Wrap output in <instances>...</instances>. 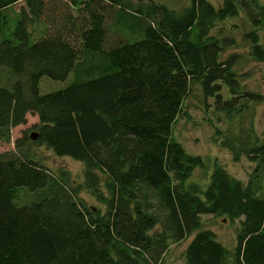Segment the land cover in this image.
<instances>
[{"label":"trees","instance_id":"trees-1","mask_svg":"<svg viewBox=\"0 0 264 264\" xmlns=\"http://www.w3.org/2000/svg\"><path fill=\"white\" fill-rule=\"evenodd\" d=\"M236 17L247 26V56L263 61L264 0L178 9L0 0V141L37 117L0 152V264H163L170 245L187 239L183 264H264L263 95L244 87V57L229 51L238 43L226 21ZM70 72L63 88L40 94L41 77ZM194 85L212 108L213 140L254 164L246 183L218 163L204 183L191 180L204 161L172 129ZM32 145L81 162L82 180L34 158ZM206 215L236 223L232 247Z\"/></svg>","mask_w":264,"mask_h":264},{"label":"rangeland","instance_id":"rangeland-1","mask_svg":"<svg viewBox=\"0 0 264 264\" xmlns=\"http://www.w3.org/2000/svg\"><path fill=\"white\" fill-rule=\"evenodd\" d=\"M133 3L137 2H160L168 7L178 9L188 3V0H129ZM215 5H218L219 0H210ZM22 2L13 6L17 10ZM225 32L233 35L238 43L236 49L229 50L242 54L244 61L238 66V71L244 75L242 83L244 87L257 91L263 95V102L256 107V128L260 132L264 120V60L255 61L249 58L246 54L247 45L241 38L242 32L247 29L241 18L236 17L226 21ZM260 43L264 47V29L259 32ZM73 79V73L70 72L63 81L52 80L48 77H41L38 84L40 94L55 91L63 88ZM211 103V99L207 100ZM37 122L36 115H27L26 123L18 125L11 129V139L9 142L0 141V152L13 149V142L20 135L23 129H29ZM213 124L214 114L210 105L205 106L199 87L194 85L190 94L183 102V114L179 116L173 126L172 136L181 143L185 151L189 154L199 155L204 161V168H196L191 176V180L203 182L205 177H208L213 169L214 163L223 166L231 176L246 183L248 175L251 172L254 164L248 161L245 157L238 160H233L229 151L221 147L213 140ZM219 127H223L222 124ZM32 155L36 159H40L50 169L56 170L61 167L66 169L71 174L75 183L82 180L83 165L81 162L74 160L68 156H55L51 150L45 146H31ZM207 175V176H206ZM85 201L94 206H100L89 194L82 191L80 193ZM206 227L213 230L217 239L226 247H232L235 243V226L236 223H231L225 218H213L209 215L203 216ZM190 239L170 245L167 250L163 264H183V249Z\"/></svg>","mask_w":264,"mask_h":264},{"label":"water","instance_id":"water-1","mask_svg":"<svg viewBox=\"0 0 264 264\" xmlns=\"http://www.w3.org/2000/svg\"><path fill=\"white\" fill-rule=\"evenodd\" d=\"M35 136H36L35 134H32V135H31L32 138H35Z\"/></svg>","mask_w":264,"mask_h":264}]
</instances>
